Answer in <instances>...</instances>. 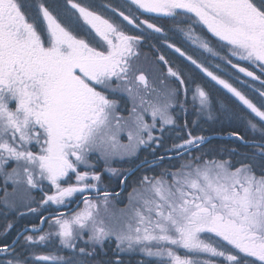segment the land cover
<instances>
[{
	"label": "snow or ice",
	"instance_id": "1",
	"mask_svg": "<svg viewBox=\"0 0 264 264\" xmlns=\"http://www.w3.org/2000/svg\"><path fill=\"white\" fill-rule=\"evenodd\" d=\"M186 80L197 117L242 124L250 138L229 137L250 152H205ZM142 148L164 149L144 162L160 171L117 210L94 161L123 185L112 162ZM0 178L5 212L39 217L0 245V264H264V0H0Z\"/></svg>",
	"mask_w": 264,
	"mask_h": 264
},
{
	"label": "rangeland",
	"instance_id": "2",
	"mask_svg": "<svg viewBox=\"0 0 264 264\" xmlns=\"http://www.w3.org/2000/svg\"><path fill=\"white\" fill-rule=\"evenodd\" d=\"M113 2L115 3V0H113ZM161 20H162V24H164L166 28L170 27L169 24L165 23L164 19H161ZM177 39L179 40L178 37ZM153 43L155 42L153 41ZM157 46L159 47V45ZM155 57H156L155 50L150 46L148 42H145V45L141 49V64L144 67L145 71L148 72L149 74L152 72L153 68L156 67L157 65V61ZM171 59L174 60L175 63L179 65V67L182 70L191 71V69L185 65L182 58H180L178 54L172 55ZM195 79L197 80V82H200L206 88V90L210 91L218 99H222V97L220 96V93L216 91V87H213L211 83L204 84L199 74H196ZM185 83H186V86L189 88V100L186 103V107L188 109L187 111L188 124L190 126V129H192L194 132L211 138L207 144H211L213 141V146L217 147V149L216 150L211 149V152L209 154L217 155L218 152L223 151L224 149H231V148H235L237 151L241 153L250 152L251 151L250 149L246 148L243 144L240 145V142L235 141V138L229 137V133H231L232 131H237L241 133L242 135H244L246 139L250 138V134H248L247 129L244 128L242 124L238 122L234 123V122L225 120L223 118L209 120L205 116H200L199 118L197 117V115L194 112V109L191 107V99H190L191 89L195 85L192 84L188 80H186ZM118 99L120 100V105L117 108V112L120 115L126 117L131 107L130 102L127 101L126 97L121 96V97H118ZM174 113H176L177 125L182 126L185 120V116L182 113H180V110L178 108L174 110ZM193 120H197V126L195 128L192 127ZM217 131H224V132H229V133H226V135L213 134ZM177 132H178V129H174L172 131H168L166 129V132L163 137L165 146H170L172 142L178 139ZM122 139L125 143L127 142L126 138H122ZM217 139L227 140V142L225 143L215 142L214 140H217ZM239 145L242 147H240ZM218 146L221 148V150L218 149ZM142 150L143 148L139 151L136 157H133L130 160H124V161L117 160V161L112 162V165H111L112 167L117 168L120 171L126 172L128 174V179L124 181L123 185L121 184L119 175L110 176L107 172H104V166H103L102 161H99V162L94 161L96 163L97 170L103 173L102 180L104 181L105 185L109 188V190L114 191V192H118V189L120 188H122L123 190L125 183L127 184V182L130 180V188H125V190L129 192L131 191L132 187L136 184V182L140 179L142 175L144 174L151 175L153 174L151 172L160 171L159 168L151 169L148 167L147 168L144 167L145 161H140L139 159L140 153ZM204 150L206 152L207 150L206 145L204 146ZM225 155H227V153H225ZM152 159L153 157L148 156L147 160L151 161ZM167 162L168 160L163 161V163L166 166L170 164H176L179 161H175L174 163H170V162L167 163ZM132 176H134V178H130ZM2 183H3V178H0V184ZM8 190L9 192H11L12 190L11 184H9ZM121 191H120V198L115 201V207L117 210L125 208L127 204V200H126L127 192L123 195ZM34 195L36 196V199L38 200L39 193H34ZM71 207L75 208L76 205L73 204ZM64 211H69V209H65ZM43 214L48 215L47 212H44ZM38 220H39V217L35 214L26 213L25 215L21 216L14 211L6 213L3 207L0 206V245L7 244V243L9 244L10 241L12 242L15 239V237L17 236L19 232H22L26 227H31L32 225L37 224ZM8 223L12 224V229L11 231L7 232V234H5L4 229H5L6 224ZM7 237H10V241H9V238ZM64 254L67 255L66 252ZM109 255H111V252H109ZM133 258L144 260L145 264H149L148 259L139 254H135L132 257H126L125 259L131 260Z\"/></svg>",
	"mask_w": 264,
	"mask_h": 264
},
{
	"label": "trees",
	"instance_id": "3",
	"mask_svg": "<svg viewBox=\"0 0 264 264\" xmlns=\"http://www.w3.org/2000/svg\"><path fill=\"white\" fill-rule=\"evenodd\" d=\"M211 85L213 86L214 85V82H212L211 83ZM216 87H218V86H216ZM189 128H190V126H189ZM192 130V129H191ZM193 131V130H192ZM194 132V131H193ZM204 132H205V130H204ZM233 132V131H232ZM237 132V131H236ZM194 133H196V132H194ZM226 133H229V132H224V131H217V132H215V133H213V134H215V135H226ZM241 134V133H240ZM242 135V134H241ZM215 142H221V143H225V142H227V140H219V139H217V140H214ZM165 145V144H164ZM228 145V144H227ZM211 149H214V150H216L217 149V147H214L213 146V141H212V143L211 144H208L207 145V150H206V152L207 153H210L211 152ZM218 149L219 150H221V148L218 146ZM164 151V149L163 148H158L157 150H156V153H152L150 150H146V149H143L142 151H141V153H140V157H139V159H140V161H145V160H147L148 159V156L149 157H154V155H159V154H161L162 152ZM168 162H170V161H168ZM167 162V163H168ZM175 161H171L170 163H174ZM137 165V164H136ZM145 168H147L146 166H144ZM151 173H153V172H151ZM130 178H134V176H132V177H130ZM129 178V179H130ZM125 188H130V180L127 182V184L125 183V185H124V189L122 190V188H120V189H118V192H120L121 190V193L124 195L127 191L125 190ZM140 260V259H139ZM131 264H137V262H132L131 261Z\"/></svg>",
	"mask_w": 264,
	"mask_h": 264
},
{
	"label": "flooded vegetation",
	"instance_id": "4",
	"mask_svg": "<svg viewBox=\"0 0 264 264\" xmlns=\"http://www.w3.org/2000/svg\"><path fill=\"white\" fill-rule=\"evenodd\" d=\"M157 22L162 24V20H161V19L158 20ZM212 139H213V138H212ZM207 145H208V144H206V146H207ZM240 145H241V143H240ZM240 145H239V146H240ZM240 147H242V146H240ZM7 238H9V241H10V237H7ZM12 239H13V237H12ZM10 243H11V241H10ZM10 243H9V244H10ZM7 244H8V243H7Z\"/></svg>",
	"mask_w": 264,
	"mask_h": 264
}]
</instances>
